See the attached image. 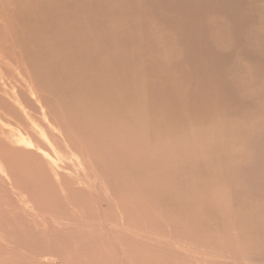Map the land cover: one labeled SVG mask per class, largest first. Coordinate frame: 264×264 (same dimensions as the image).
<instances>
[{
    "label": "rangeland",
    "instance_id": "1",
    "mask_svg": "<svg viewBox=\"0 0 264 264\" xmlns=\"http://www.w3.org/2000/svg\"><path fill=\"white\" fill-rule=\"evenodd\" d=\"M11 1L0 264H264V0Z\"/></svg>",
    "mask_w": 264,
    "mask_h": 264
},
{
    "label": "bare ground",
    "instance_id": "2",
    "mask_svg": "<svg viewBox=\"0 0 264 264\" xmlns=\"http://www.w3.org/2000/svg\"><path fill=\"white\" fill-rule=\"evenodd\" d=\"M1 1H2V3H3V0H1ZM4 1H5V0H4ZM13 1H14V0H13ZM13 1H11V2H13ZM34 2H35V1H34ZM34 2H33V3H34ZM5 4L7 5L6 2H5ZM5 4H4V5H5ZM34 4H36V3H34ZM36 5H37V4H36ZM15 6H16V5H15ZM14 8H15V7H14ZM14 8H13V10H14ZM30 8H31V7H30ZM34 8H36V7H34ZM25 10H26V9H25ZM25 10H24V11H25ZM33 10H34V9H33ZM8 12H9V11H8ZM12 12H13V11H12ZM30 13H31V11H30ZM3 14H5V13H3ZM9 14H11V13H9ZM7 16H8V15H7ZM3 17H4V15H3ZM5 17H6V16H5ZM0 18H1V17H0ZM14 19H15V18H14ZM4 20L7 21L6 19H4ZM2 21H3V20H2ZM11 21H12V20H11ZM11 23H12V22H11ZM1 25H2V24L0 23V26H1ZM7 25H10V24L8 23V21H7ZM11 27H13V26H11ZM4 32H5V31H4ZM4 32H3V33H4ZM6 33H7V32H6ZM0 34H2V32H1ZM8 34H10V33H8ZM2 37H3V34H2ZM5 37H6V35H5ZM8 37H9V36H8ZM0 39L2 40V38H0ZM8 39H9V38H8ZM3 40H4V39H3ZM3 40H2V41H3ZM5 40H6V39H5ZM5 40H4V41H5ZM0 47H1V46H0ZM7 136H8V137H12V134L10 133V134H8ZM20 138H21V137H20ZM21 139H22V138H21ZM22 140L25 141L26 139H22ZM4 169H5V168H4V165L0 164V178L5 180L6 178L2 175V173L5 172ZM5 173H6V172H5ZM185 177H186V176H185ZM187 179H188V178H187ZM6 180H7V179H6ZM6 180H5V181H6ZM95 184H96V183H95ZM51 216H52V215H51ZM41 221H42V220H41ZM29 238H30V237H29ZM47 261H50V259H48ZM48 264H49V263H48Z\"/></svg>",
    "mask_w": 264,
    "mask_h": 264
}]
</instances>
